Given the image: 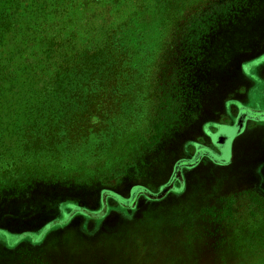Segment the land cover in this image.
<instances>
[{"label": "rangeland", "instance_id": "obj_1", "mask_svg": "<svg viewBox=\"0 0 264 264\" xmlns=\"http://www.w3.org/2000/svg\"><path fill=\"white\" fill-rule=\"evenodd\" d=\"M87 55L120 63L123 104L39 150ZM247 115L264 0H0V264H264V152L231 161Z\"/></svg>", "mask_w": 264, "mask_h": 264}, {"label": "trees", "instance_id": "obj_2", "mask_svg": "<svg viewBox=\"0 0 264 264\" xmlns=\"http://www.w3.org/2000/svg\"><path fill=\"white\" fill-rule=\"evenodd\" d=\"M93 59L90 55H87L85 60L77 64L75 67L77 72L87 74L86 81L81 83L80 81L82 80H79L75 85H72V89L75 90L81 88L86 89V91L83 92L85 95L84 99L78 95L81 99L76 101L74 107L75 112L69 117L64 115L62 119L60 118L56 121L54 125L50 126V129L46 134H44L40 128L34 130L33 133L37 136V144L35 147L39 150H54L56 149V144L62 142V139L64 138L67 140L75 138L74 135L77 134L83 136L92 134L98 122L107 120L108 117L111 116L110 114H113L111 112L118 109L119 106L123 104V97L127 96L128 93L121 94V91L123 88H127V90L130 88L131 83L129 79L131 80V78L123 80L122 78L124 77L117 76V73L121 74L120 63L117 66L114 64L110 66V63L107 64L105 60H101V63L98 64ZM68 66L69 64L67 67ZM72 82L71 78L64 76L58 81V86L63 88ZM80 84H82V87ZM174 98L172 100H174ZM179 114V111H175L172 114V117L177 118ZM25 134L27 135V131ZM154 136L156 135L152 134L151 137L148 135L146 140L142 139L139 142L150 140L149 145L153 146L158 142V139ZM139 142H136L135 150H137L136 145ZM119 144L122 143L119 142ZM118 152L121 154V151ZM122 152H124V147L122 148ZM165 162L168 164L169 160L165 159ZM20 168H22V166ZM25 175L26 173L23 171L22 176L24 177ZM39 175L41 174H38L37 176ZM41 176L42 178H45V176Z\"/></svg>", "mask_w": 264, "mask_h": 264}, {"label": "crops", "instance_id": "obj_3", "mask_svg": "<svg viewBox=\"0 0 264 264\" xmlns=\"http://www.w3.org/2000/svg\"><path fill=\"white\" fill-rule=\"evenodd\" d=\"M251 116H246L242 129L235 135V141L233 140L234 143L231 145L232 162L254 161L256 158L259 159L264 152V120L253 121ZM243 136L245 138L240 140ZM88 218L90 217L86 213L87 221ZM88 223H86L87 230L90 229Z\"/></svg>", "mask_w": 264, "mask_h": 264}, {"label": "flooded vegetation", "instance_id": "obj_4", "mask_svg": "<svg viewBox=\"0 0 264 264\" xmlns=\"http://www.w3.org/2000/svg\"><path fill=\"white\" fill-rule=\"evenodd\" d=\"M245 118H246V116H245ZM245 118H244V120H245Z\"/></svg>", "mask_w": 264, "mask_h": 264}]
</instances>
